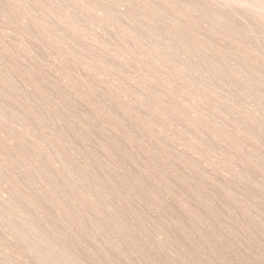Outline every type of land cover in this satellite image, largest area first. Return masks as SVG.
<instances>
[{"label":"bare ground","instance_id":"1","mask_svg":"<svg viewBox=\"0 0 264 264\" xmlns=\"http://www.w3.org/2000/svg\"><path fill=\"white\" fill-rule=\"evenodd\" d=\"M8 34L61 83L0 42V264H264V0H0Z\"/></svg>","mask_w":264,"mask_h":264},{"label":"rangeland","instance_id":"2","mask_svg":"<svg viewBox=\"0 0 264 264\" xmlns=\"http://www.w3.org/2000/svg\"><path fill=\"white\" fill-rule=\"evenodd\" d=\"M5 30V29H4ZM9 33V32H7ZM9 35V37H8ZM5 40L1 38L0 42L3 44L2 48L6 51H8L6 56L10 55L12 57V62L15 64L17 68L20 70L26 72L28 71L30 74L34 75L36 78H38L41 82L46 83V80L48 79H56L57 84L61 83L59 73V64L57 61H53V59H49L48 57L45 58V56H41L42 58L37 59L35 56L34 58H30L26 52L25 48H23L24 44H22V41H16L17 35L14 34H8ZM4 42V43H3ZM6 42V43H5ZM26 43L27 41H23ZM108 44L111 46L113 53L117 52V48L114 46L115 41H109ZM41 54V53H39ZM10 56H8L10 58ZM53 57V56H51ZM45 58V59H44ZM49 59V60H47ZM94 66L100 67V65L94 61ZM45 80L42 81V80ZM57 89V87L55 88ZM55 89H53L55 91ZM99 136L100 130L97 126V122L94 121V141L99 142ZM95 143V142H94ZM178 152L170 153L169 158L171 160V164H174L178 159Z\"/></svg>","mask_w":264,"mask_h":264}]
</instances>
